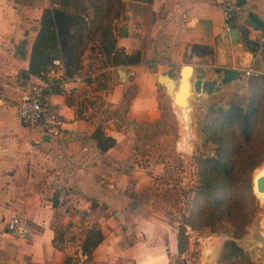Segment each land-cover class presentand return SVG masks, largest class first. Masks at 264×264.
<instances>
[{
    "label": "crops",
    "instance_id": "0c3cea01",
    "mask_svg": "<svg viewBox=\"0 0 264 264\" xmlns=\"http://www.w3.org/2000/svg\"><path fill=\"white\" fill-rule=\"evenodd\" d=\"M225 1L123 0L114 52L139 54V63L114 66L90 47L81 93L52 97L67 118L60 137L45 136L38 145V133L18 121L17 105L33 84L54 79L29 68L44 10L63 5L0 0V264H168L169 251L180 254L178 225L164 229V221L138 213L129 223L130 189L159 167L138 129L160 118L158 97L167 94L160 74L179 80L190 64L212 80L224 69L250 66L255 41L264 36V0H237L236 40L223 28ZM253 65L259 74L243 75L247 81L264 76V62ZM97 129L115 140L108 150L99 147ZM15 214L31 229L26 239L7 232ZM258 222L264 226V218ZM94 228L103 240L84 254Z\"/></svg>",
    "mask_w": 264,
    "mask_h": 264
},
{
    "label": "trees",
    "instance_id": "16d2710c",
    "mask_svg": "<svg viewBox=\"0 0 264 264\" xmlns=\"http://www.w3.org/2000/svg\"><path fill=\"white\" fill-rule=\"evenodd\" d=\"M88 3L93 9L92 15L62 7L51 6L44 10L31 56V75L42 76L59 57L64 59L69 75L80 71L81 58L98 32H101L105 56L110 64L139 63V54L128 56L114 52L113 23L124 11L123 0H88ZM253 91L247 107L231 101L228 108L220 106L211 110L218 114L217 126L212 128L208 138L217 145L216 154L200 163L201 179L194 200V210H199L182 217L178 231L180 254L188 246V226L193 230L215 229L225 222L233 226L238 237H242L260 210L259 199L253 190V173L264 162V99L255 87ZM94 137L102 150L115 144V140L105 137L101 129L96 130ZM102 240L101 230L92 229L83 248L84 254L90 255ZM227 246L232 248L233 257L250 261L235 241L228 242Z\"/></svg>",
    "mask_w": 264,
    "mask_h": 264
},
{
    "label": "rangeland",
    "instance_id": "374dc122",
    "mask_svg": "<svg viewBox=\"0 0 264 264\" xmlns=\"http://www.w3.org/2000/svg\"><path fill=\"white\" fill-rule=\"evenodd\" d=\"M58 1L62 3V8H66L68 11L93 14V9L90 7L88 0ZM86 8H90V11H84ZM93 46L99 50L107 61L101 32H98L89 41L87 50ZM254 83H258V85H254ZM254 87L255 90L260 91V95L264 99V76L250 79V81L243 78L210 96L197 97L196 101H194V128L197 137L193 141L191 152L184 151L180 145V128L171 96L160 93L158 97L161 112L160 118L154 122L142 124L138 129L140 139L149 144L148 152L156 159L159 167L146 172L148 178L141 183L133 185L130 189L128 200L129 223H134V216L138 213L140 216L164 221L165 229L167 224L179 226L183 215L189 216L192 211L196 210L198 212L199 209L194 210V200L201 179L200 163L207 157L215 156L217 149V145L208 140L212 128L217 126L218 117V114L211 113V110H216L220 106L228 108L231 101H236L242 104L243 107H247L254 93ZM263 166L264 162L255 169L253 176L256 170L263 168ZM258 199L260 210L255 217L257 220L260 217L261 219L264 218V202H262L260 197ZM255 219L247 226L242 237H238L233 226L225 222L219 224L215 229L206 227L193 230L188 226L186 234L189 239L186 251L183 254H170L169 251L168 264H264V252L262 256L260 253L256 257V259L260 260V262H257L250 253L236 243L248 255L250 260L248 261L244 258L233 257L232 248L227 246L228 242L234 241L231 239L232 237L245 240L250 237V239L255 240L254 235L257 232H260L264 237V228H261L263 222H259L260 225H256ZM257 245L264 249V243L261 240Z\"/></svg>",
    "mask_w": 264,
    "mask_h": 264
},
{
    "label": "built area",
    "instance_id": "2783aa9c",
    "mask_svg": "<svg viewBox=\"0 0 264 264\" xmlns=\"http://www.w3.org/2000/svg\"><path fill=\"white\" fill-rule=\"evenodd\" d=\"M237 0L224 2V31L229 33L235 27L239 11ZM256 54L250 61V66L244 71L247 77L258 75L254 63L262 59L264 54V36L260 35L255 41ZM50 74L54 79L35 83L25 92L17 105V118L20 124L38 133L36 144L40 145L44 137L58 139L66 125L67 118L56 108L52 97L56 94L74 96L81 93L87 84L89 75L81 70L69 75L63 58L53 60L43 74ZM7 232L15 238L26 239L31 235V229L25 218L20 214L13 215L7 223Z\"/></svg>",
    "mask_w": 264,
    "mask_h": 264
},
{
    "label": "bare ground",
    "instance_id": "6f19581e",
    "mask_svg": "<svg viewBox=\"0 0 264 264\" xmlns=\"http://www.w3.org/2000/svg\"><path fill=\"white\" fill-rule=\"evenodd\" d=\"M191 74H192L191 69L187 71L185 70L186 77L184 79V83L182 84L181 91H179L181 84L180 80L177 81L168 80L169 85L172 89L171 97H175L177 93L179 94L178 99L174 103L173 107L180 128L179 129L180 145L186 152L192 151L193 143H194L193 141H195L194 139L195 137H197L194 128L195 127L194 101L197 99L198 96H200L201 98L207 97V94L205 92H202L200 93V95H197V93L194 91ZM262 176L264 177V168L256 170L254 175V191L255 194L261 198L262 202H264V191H259L257 186V181ZM256 225H259V222H257ZM223 238L227 239L225 237ZM254 238L255 240L250 239L249 237L248 239L245 240L244 244L252 252H254L255 257H258L260 253L262 256L264 249H262V247L257 245V243H259L260 240L264 243V237L261 235L260 232H257L255 233Z\"/></svg>",
    "mask_w": 264,
    "mask_h": 264
},
{
    "label": "water",
    "instance_id": "95a60500",
    "mask_svg": "<svg viewBox=\"0 0 264 264\" xmlns=\"http://www.w3.org/2000/svg\"><path fill=\"white\" fill-rule=\"evenodd\" d=\"M237 29L234 28L232 29L229 33H227L228 35H231L233 37L234 40H236L238 38L237 35ZM124 33V30H121V35ZM264 62V54L262 55V59ZM192 71V74H194V84H193V88L194 91L197 93V95H200V93L205 92L207 94V96H210L218 91H221L224 89V87L231 85L234 81L237 80H241L243 78L244 72L240 69H236V68H228V69H224L221 73H215L213 74V79L212 80H208L206 79V75H205V70L204 69H195L192 65L187 64L185 66H183L180 76H179V80H180V89L179 91H181V87L182 84L184 83V79H185V70H190ZM191 74V76H192ZM197 74V75H196ZM170 81H174V80H178L168 74H160L158 76V82L160 84L161 87H163L165 89V91L167 92V94H169L171 96V87L169 85ZM179 94L177 93V95L175 97H171L172 98V105H174V103L177 101ZM200 97V96H198ZM257 186L259 191H264V177H260L257 181ZM253 190H254V176H253ZM254 222H258L257 219H255ZM232 240H234L240 247H242L246 252L250 253L253 256V259L255 260V254L254 252H252L247 246H245L244 242L245 239H235L234 237L231 238ZM257 262H260V260L256 259Z\"/></svg>",
    "mask_w": 264,
    "mask_h": 264
}]
</instances>
